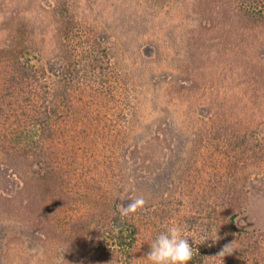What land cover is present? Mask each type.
Returning <instances> with one entry per match:
<instances>
[{
    "label": "trees",
    "instance_id": "16d2710c",
    "mask_svg": "<svg viewBox=\"0 0 264 264\" xmlns=\"http://www.w3.org/2000/svg\"><path fill=\"white\" fill-rule=\"evenodd\" d=\"M71 2L46 10L40 33L52 56L25 16L15 14L0 38V209L29 223L24 239L40 241L33 264H149V242L171 224L192 244L189 264L254 263L264 232L242 230L237 218L264 171V137L216 127L219 113L206 112L207 126L192 132L171 170L169 155L147 146L166 132L162 150H172L174 129L157 121L155 134L139 135L138 85L120 45ZM240 8L252 25L264 23V0ZM137 196L145 207L121 220L118 207ZM9 236L0 238L4 250L28 247ZM229 244L233 252L218 255Z\"/></svg>",
    "mask_w": 264,
    "mask_h": 264
},
{
    "label": "rangeland",
    "instance_id": "374dc122",
    "mask_svg": "<svg viewBox=\"0 0 264 264\" xmlns=\"http://www.w3.org/2000/svg\"><path fill=\"white\" fill-rule=\"evenodd\" d=\"M71 1L75 12L120 45L123 65L138 85L139 135L146 139L155 134L151 125L157 121L174 129L167 134L172 150H162L166 132L159 135V146H147L151 154L169 155L171 170L189 147L192 132L207 126L206 112L219 113L216 127L264 137V23L254 26L246 20L240 0ZM53 3L0 0V38L15 22V14L25 16L21 22L32 23L30 27L38 32L36 42L44 41L42 54L52 56L50 43L42 40L40 32L48 29L46 10ZM258 173L250 186V204L237 218L239 228L255 234L264 232V171ZM155 181L157 184V176ZM128 203L123 200L122 204ZM26 225L29 223L0 209V238L9 233L15 244L28 246L23 251H6L0 240V264H33L37 260L40 241L20 235L22 230L28 231ZM262 245L258 259L250 264H264V242ZM235 246L240 249L242 244L235 241Z\"/></svg>",
    "mask_w": 264,
    "mask_h": 264
},
{
    "label": "clouds",
    "instance_id": "9594fccd",
    "mask_svg": "<svg viewBox=\"0 0 264 264\" xmlns=\"http://www.w3.org/2000/svg\"><path fill=\"white\" fill-rule=\"evenodd\" d=\"M129 200L130 203L126 206L121 204L118 207L121 220L130 217L146 205V200L143 196L129 198ZM113 231L118 232L119 229L114 228ZM208 238L206 234H202L200 243H203ZM149 244L150 248L146 254L149 264H189L194 255L192 244L184 235L182 226L177 224L166 226L165 230L161 231ZM232 252L231 244H229L225 245L218 255L224 257Z\"/></svg>",
    "mask_w": 264,
    "mask_h": 264
}]
</instances>
